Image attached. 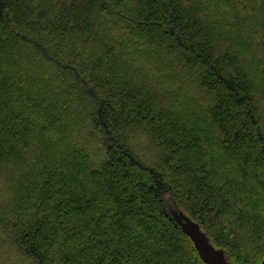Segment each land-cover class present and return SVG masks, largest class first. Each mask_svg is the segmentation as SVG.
<instances>
[{
    "label": "trees",
    "instance_id": "obj_1",
    "mask_svg": "<svg viewBox=\"0 0 264 264\" xmlns=\"http://www.w3.org/2000/svg\"><path fill=\"white\" fill-rule=\"evenodd\" d=\"M168 201L264 260V0H0V264H210Z\"/></svg>",
    "mask_w": 264,
    "mask_h": 264
},
{
    "label": "rangeland",
    "instance_id": "obj_2",
    "mask_svg": "<svg viewBox=\"0 0 264 264\" xmlns=\"http://www.w3.org/2000/svg\"><path fill=\"white\" fill-rule=\"evenodd\" d=\"M168 206L170 208L171 213L180 222L183 230L192 238L200 256L202 255L207 258H211L215 262V264H221V260L228 264L224 260L222 254L208 242V240L200 232L197 225L188 216H186L185 213L179 207H177L171 201H168ZM72 242H74V239H72ZM3 264H28V262L26 259L19 256H15L11 253L4 260Z\"/></svg>",
    "mask_w": 264,
    "mask_h": 264
},
{
    "label": "water",
    "instance_id": "obj_3",
    "mask_svg": "<svg viewBox=\"0 0 264 264\" xmlns=\"http://www.w3.org/2000/svg\"><path fill=\"white\" fill-rule=\"evenodd\" d=\"M201 257H202L205 261L209 262L210 264H215V262H214L211 258H207V257L202 256V255H201ZM221 259H222V258H221ZM221 264H226V263H225L223 260H221ZM261 264H264V260L262 261Z\"/></svg>",
    "mask_w": 264,
    "mask_h": 264
}]
</instances>
